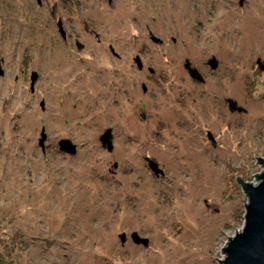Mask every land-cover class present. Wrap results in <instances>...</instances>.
<instances>
[{"label":"rangeland","instance_id":"374dc122","mask_svg":"<svg viewBox=\"0 0 264 264\" xmlns=\"http://www.w3.org/2000/svg\"><path fill=\"white\" fill-rule=\"evenodd\" d=\"M257 60L264 0H0V259L215 264L264 159Z\"/></svg>","mask_w":264,"mask_h":264},{"label":"water","instance_id":"95a60500","mask_svg":"<svg viewBox=\"0 0 264 264\" xmlns=\"http://www.w3.org/2000/svg\"><path fill=\"white\" fill-rule=\"evenodd\" d=\"M40 2V0H37ZM58 28L63 35V29L60 22ZM139 67L141 66L139 59H136ZM212 68L217 66V61L212 58L209 61ZM260 69L264 71V64L257 60ZM185 68L189 70L191 78L196 80H203L200 73L195 68H190L188 60H186ZM37 74L35 72L31 75V86ZM229 109L233 111L243 110L242 107L237 106L232 99H227ZM43 107V102H41ZM208 137L212 139L210 133ZM44 128H41L39 145L43 148L46 139ZM111 129H107L101 136L102 145L107 144V148L111 150ZM59 146L61 150L74 153L75 145L68 139L60 140ZM153 170L156 169V164L150 162ZM252 163L260 173L249 176L250 180H255V183H245L237 179H232V183L236 188V194L241 201L236 203L238 205V221L239 226L236 231L231 232L230 235L224 236L222 243L218 247L220 258L214 259L215 264H264V159H252ZM156 171V170H155ZM131 239L135 243H142L147 245V239L140 238L136 232L131 234ZM122 243L126 241L124 233L119 235ZM12 260L0 259V264H10Z\"/></svg>","mask_w":264,"mask_h":264},{"label":"flooded vegetation","instance_id":"af4514ba","mask_svg":"<svg viewBox=\"0 0 264 264\" xmlns=\"http://www.w3.org/2000/svg\"><path fill=\"white\" fill-rule=\"evenodd\" d=\"M108 1H109V0H108ZM58 22H60L61 25H62V21H61V20H58ZM57 24H58V23H57ZM59 34H60V36H61V38H62L63 40L67 39V37H66V32L64 31V29H63V35H62V33H61L60 31H59ZM151 37H152V41H155V42H161L159 38L154 37L153 35H151ZM74 43H75V46H76L77 49H82L83 46H84L83 43L80 42L78 39H76V40L74 41ZM110 50H111V52L113 53L114 56H118V54L115 53V51H114V49H113L112 47H110ZM212 69H213V68H212ZM214 69H216V68H214ZM199 82H204V79L201 80V81H199ZM143 89L146 90V87L143 86ZM227 99H230V98H227ZM227 99H226V102H227ZM230 111H231V110H230ZM211 136H212V135H211ZM211 140H213V138H212Z\"/></svg>","mask_w":264,"mask_h":264}]
</instances>
